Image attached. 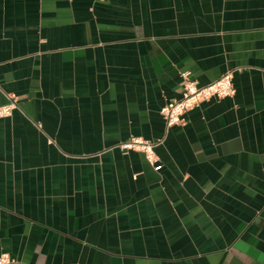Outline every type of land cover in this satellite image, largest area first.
<instances>
[{"label":"crops","instance_id":"1","mask_svg":"<svg viewBox=\"0 0 264 264\" xmlns=\"http://www.w3.org/2000/svg\"><path fill=\"white\" fill-rule=\"evenodd\" d=\"M231 98L167 128L183 75ZM0 255L264 264V0H0ZM132 137L156 144L124 154Z\"/></svg>","mask_w":264,"mask_h":264},{"label":"built area","instance_id":"2","mask_svg":"<svg viewBox=\"0 0 264 264\" xmlns=\"http://www.w3.org/2000/svg\"><path fill=\"white\" fill-rule=\"evenodd\" d=\"M234 73L235 70L227 71L220 78L205 86H199L195 80L183 75L181 98L168 102L160 110V115L165 121L167 128L182 125L184 115L204 102L231 98L235 93L233 86ZM16 108L17 102L14 99H10L7 104L0 106V120L11 117L13 110ZM155 146V143L143 138L132 137L118 147L124 154L129 151L143 154L146 162L150 166L155 167L158 162L154 152ZM0 264L20 263L12 259L8 254H1Z\"/></svg>","mask_w":264,"mask_h":264}]
</instances>
